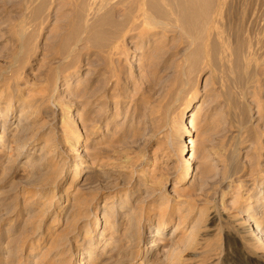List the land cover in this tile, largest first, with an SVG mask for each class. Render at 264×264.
<instances>
[{"label":"rangeland","instance_id":"1","mask_svg":"<svg viewBox=\"0 0 264 264\" xmlns=\"http://www.w3.org/2000/svg\"><path fill=\"white\" fill-rule=\"evenodd\" d=\"M226 1L0 0V264H264V0Z\"/></svg>","mask_w":264,"mask_h":264},{"label":"bare ground","instance_id":"2","mask_svg":"<svg viewBox=\"0 0 264 264\" xmlns=\"http://www.w3.org/2000/svg\"><path fill=\"white\" fill-rule=\"evenodd\" d=\"M180 1V0H179ZM181 2H182V0H181ZM216 2H217V4H218V12L217 13H219L221 10H226V9H229L231 6H230V4L228 3V1H226V0H216ZM177 3H178V1H177ZM179 4H180V2H179ZM179 4H177V5H179ZM182 5V4H181ZM181 5H179V6H181ZM182 7V6H181ZM253 9V8H252ZM248 14V13H247ZM224 16V15H223ZM216 17V16H215ZM249 17V16H248ZM255 17V16H254ZM179 19V18H178ZM217 19V18H216ZM219 19V18H218ZM223 20H226V19H223ZM178 21V20H177ZM181 21V20H180ZM226 21H224V23H225ZM178 23H176V25H177ZM214 24H216V23H214ZM220 24V23H219ZM228 24V23H227ZM245 24V23H244ZM182 25V24H181ZM247 25V24H246ZM178 26V25H177ZM216 26V25H215ZM219 26H221V25H219ZM219 26H217L218 28H219ZM228 27V26H227ZM229 27H231V25L229 26ZM228 29V28H227ZM230 29V28H229ZM231 29H232V27H231ZM233 30H234V28H233ZM237 30V29H236ZM223 31H225V30H223ZM228 31H230V30H228ZM219 32V31H218ZM236 32H238V31H236ZM239 33V32H238ZM216 34H217V32H216ZM222 34V33H221ZM224 34V33H223ZM225 34H226V32H225ZM243 34V33H242ZM227 35V34H226ZM218 36V35H217ZM225 36V35H224ZM231 35H229V37H230ZM246 36V35H245ZM250 36V35H249ZM228 37V36H227ZM235 37H236V35H235ZM222 38V37H221ZM243 38V37H242ZM248 38V37H247ZM223 39H225V38H223ZM226 40V39H225ZM225 40H223V41H225ZM237 40V39H236ZM241 40V39H240ZM239 39H238V43H237V45H236V47H235V53H236V56H237V59H238V57H239V49L241 48V45L242 44H244V39L242 40L243 41V43H241V41H240ZM248 40V39H247ZM250 40H251V38H250ZM215 41V40H214ZM213 41V42H214ZM227 41V40H226ZM232 41V40H231ZM234 41V40H233ZM216 42V41H215ZM225 43V42H224ZM236 43V42H235ZM259 43V42H258ZM216 44H218V43H216ZM227 44V43H226ZM229 45V47H231V45H232V43H231V45H230V43L228 44ZM235 45V44H234ZM208 46V45H207ZM209 46H213V44L212 45H209ZM244 47V46H243ZM210 48V47H209ZM212 49V48H211ZM217 49V48H216ZM223 49V48H222ZM230 49V48H229ZM243 49V48H242ZM209 50V49H208ZM211 51V50H210ZM223 51H225V50H222V52ZM243 51V50H242ZM212 52V51H211ZM208 53H209V51H208ZM213 53V52H212ZM224 53V52H223ZM225 54V53H224ZM241 55H242V53H240ZM209 55V54H208ZM220 55V54H219ZM213 56V55H212ZM212 56H211V58H212ZM224 56H222V58H223ZM226 57V56H225ZM243 57V56H242ZM241 57V58H242ZM240 58V57H239ZM241 58H240V60H241ZM219 60V59H218ZM221 60V59H220ZM219 60V61H220ZM225 60H227V59H225ZM239 60V59H238ZM258 61V60H257ZM213 62V61H212ZM211 62V63H212ZM222 62H224V61H222ZM256 62V61H255ZM214 65V64H213ZM222 65V64H221ZM245 65V64H244ZM226 66V65H225ZM214 67V66H213ZM222 67V66H221ZM229 68H230V66H228ZM220 68V67H219ZM245 68V70H246V66L244 67ZM225 69H228V68H225ZM231 69H232V67H231ZM215 70V69H214ZM218 70V69H217ZM246 72V71H245ZM222 74V73H221ZM231 74H233V73H231ZM224 76V75H223ZM247 76V75H246ZM221 77H222V75H221ZM224 79V78H223ZM231 80H229V82H230ZM245 84H246V82H245ZM242 89V88H241ZM241 89H240V91H241ZM242 92V91H241ZM196 103H197V99H195L194 100V102L192 103V104H190V106L186 109L187 110V113H188V111H190V113H188V114H186V118L187 117H190L189 119H186L185 118V120H184V122L182 123V127H181V129H182V132H181V137H184L185 135H187V137H189V141L188 142H190V145H191V152L189 151V149H188V145H187V143L188 142H186V146L185 147H182L181 149H180V153H179V155H180V159L183 161V163H184V167H183V169H182V174H181V176H180V182H186V181H189L192 177H193V173H192V169H193V166H192V162H193V156H194V154L196 153V150H197V147H196V144H195V139L193 138V136L191 135V133L193 132V127H194V124H193V111H194V108H195V106H196ZM70 119H73V116H71V118ZM20 125H21V123H20ZM185 140H186V138H185ZM185 140L182 142L183 144L185 143ZM190 152V153H189ZM72 171H76L77 173H79V172H81L82 170H81V166L78 164V163H73L72 164V167L70 168ZM262 182H263V180H262ZM238 216H240V217H242V221H249V225H250V227H251V229H252V233L254 234V236H256V238L257 239H264V235H263V233L260 231V229H259V227H258V225L257 224H250L251 223V219H250V216H248V215H246V213H243V212H239L238 213ZM254 221V220H253ZM101 225H100V223L99 222H97V224H96V228H98V227H100ZM81 257H85V256H81Z\"/></svg>","mask_w":264,"mask_h":264}]
</instances>
